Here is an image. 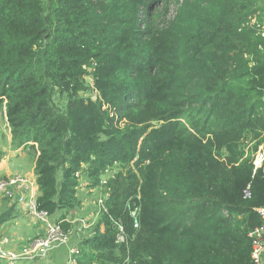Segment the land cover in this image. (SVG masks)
<instances>
[{
  "label": "trees",
  "instance_id": "trees-1",
  "mask_svg": "<svg viewBox=\"0 0 264 264\" xmlns=\"http://www.w3.org/2000/svg\"><path fill=\"white\" fill-rule=\"evenodd\" d=\"M253 18L264 25V0H0V108L12 147L35 155L37 211L69 233L80 183L93 202L107 194L77 264H251L247 235L264 224ZM5 200L0 229L17 216Z\"/></svg>",
  "mask_w": 264,
  "mask_h": 264
},
{
  "label": "built area",
  "instance_id": "built-area-1",
  "mask_svg": "<svg viewBox=\"0 0 264 264\" xmlns=\"http://www.w3.org/2000/svg\"><path fill=\"white\" fill-rule=\"evenodd\" d=\"M256 24L261 36H264V25L258 24L256 19L251 20V25ZM253 172L257 169H263L264 174V149L259 146L257 151L253 155L252 160ZM109 176L112 172L107 170L105 172ZM105 185L106 182L101 181V185ZM30 182L22 176H12L5 179H0V196L8 199L12 203L22 204L26 207L27 213L34 219L45 224L46 230L43 236L37 237L31 240L27 246H25L20 253L10 251H0V260L4 264H16L19 261H27L37 258L45 257L50 251L65 246L68 242V233H65L58 223L51 222L45 212L37 211L36 209V197L30 193ZM249 185L243 190V199H249L250 197ZM99 197L95 204L99 208H103V198ZM130 217L133 219V227L139 229L138 211L139 208H131L127 206ZM256 214L264 221V207L255 209ZM115 229V243H123L125 241L124 228L119 221H114ZM251 243L250 260L251 264H264V224L254 227L247 235ZM68 264H77L75 256L78 254L77 249H71L69 251Z\"/></svg>",
  "mask_w": 264,
  "mask_h": 264
},
{
  "label": "crops",
  "instance_id": "crops-1",
  "mask_svg": "<svg viewBox=\"0 0 264 264\" xmlns=\"http://www.w3.org/2000/svg\"><path fill=\"white\" fill-rule=\"evenodd\" d=\"M9 134H8V137H6L5 141L0 142V179H5L13 175L24 176L30 182V186H29L30 193L33 194L34 197H37L38 188L35 182L36 179L34 175L35 155L28 149V147H21L18 149L13 148L11 145V135ZM83 192H85V195L84 193L79 192V196L81 199L80 207L76 211L72 212L70 216L67 218L68 220H70V223L73 226L74 224L77 225L80 222L82 224V227L89 228V231L86 232L85 237H82V235L77 234L75 232L76 238L78 239L77 244H79L80 241H82L84 238H86L89 235V233L92 231V227H94L98 221L97 220L96 222L95 221L88 222L90 220V217H92V219L93 218L95 219V217L97 216L94 211H90L88 207H86L85 204L82 203L84 200L88 206H90L91 203L93 204V201L89 199L91 196L87 195V191L83 189ZM86 196H89V197L85 198ZM0 200L2 199L0 198ZM6 206H7L6 201L3 202V204L1 202L0 212ZM16 208L19 209V211H17ZM15 210L17 211V217L11 220L10 222H8L7 224H5L4 226H2V230H3V229L11 227V224H14V227H13L14 232L5 233L4 235L5 237H3L2 243H0L1 244L0 247L2 248L7 247V248L6 250H0V251H10V252H15V253H20L28 241L34 238L43 236L45 234V230H46L45 224L33 219L27 213L26 207L24 205L15 204ZM81 210H84V211H81ZM21 216H23V218H20ZM49 220L51 222H55L53 218L52 219L49 218ZM100 231L101 232L103 231L102 227H100ZM3 242L8 243L7 246H4ZM65 248L67 250L63 254L64 256L63 261L65 264H68L69 255H70L69 251L73 248L78 250V247H76V245L74 244H71L70 247H65ZM45 257H42V258H45ZM56 257L59 258L60 254H57ZM42 258L27 260V262H35L37 260H41ZM19 262H22V261H19Z\"/></svg>",
  "mask_w": 264,
  "mask_h": 264
},
{
  "label": "rangeland",
  "instance_id": "rangeland-1",
  "mask_svg": "<svg viewBox=\"0 0 264 264\" xmlns=\"http://www.w3.org/2000/svg\"><path fill=\"white\" fill-rule=\"evenodd\" d=\"M175 9H176V5L175 4H173V5H171V7H170V11H169V13L171 14V15H173V13H174V11H175ZM87 81H88V83L89 84H91L92 83V81L90 80V79H87ZM2 127V128H1ZM10 132H9V128H8V125H7V123H6V119H5V115H4V109L3 108H0V142L1 141H5L6 140V137H8V134H9ZM10 135V134H9ZM13 176H15V175H13ZM18 176H20V175H18ZM12 177V176H11ZM24 179H26V177H24V176H22ZM86 186V182H81L80 183V186H79V188H78V193L79 192H81V193H84V195H85V192H83V189H84V187ZM88 195V194H87ZM89 196H86L85 198H88ZM0 198L2 199V200H0V203L2 202V204H3V202H5L6 200H5V198H3V197H1L0 196ZM90 200H93V199H95V197H93V196H91L90 198H89ZM82 203H84L85 204V206L86 207H88V209L90 210V211H96V206H95V201L93 202V204L91 203L90 204V206H88L86 203H85V201L83 200V202ZM16 210L17 211H19V209H17L16 208ZM15 210V213H17V211ZM88 210V211H89ZM81 211H84V210H81ZM17 217V216H16ZM15 217V218H16ZM32 217V216H31ZM14 218V219H15ZM20 218H23V216H21ZM33 218V217H32ZM34 219V218H33ZM97 217H95V219L93 218L92 219V217H90V220L88 221V222H96L97 221ZM36 221H38L37 219H35ZM7 224V223H6ZM5 225V224H4ZM3 225V226H4ZM86 225V224H85ZM7 226V225H6ZM14 224H11V227H9V228H6V229H3L2 230V227H1V229H0V243H2V239H3V237H5L4 235H5V233L6 232H9V233H13L14 232ZM74 227H75V229L74 228H72L71 229V232H69L68 233V242H67V244L65 245V246H61V247H59V248H56V249H54V250H52V251H50L47 255H46V257L45 258H42L41 260H37V261H35V262H27V261H22V262H19L18 264H65L64 263V261H63V259H64V256H63V254H64V252L67 250L65 247H70V245L71 244H74V245H76V247H78V239L76 238V235H75V232H77V233H79L80 235H82V237H85L86 236V232H88L89 231V229H86V228H84V227H82V224L79 222V224H75L74 225ZM4 233V234H3ZM3 244H4V246H7V244L8 243H4L3 242ZM2 244V245H3ZM27 244L28 243H26L25 244V246H27ZM0 246H1V244H0ZM1 249L0 250H6V248L7 247H0ZM51 253V254H50ZM50 254V255H49ZM57 254H60V257L59 258H57L56 256H57ZM0 264H4V262L3 261H1L0 260Z\"/></svg>",
  "mask_w": 264,
  "mask_h": 264
},
{
  "label": "water",
  "instance_id": "water-1",
  "mask_svg": "<svg viewBox=\"0 0 264 264\" xmlns=\"http://www.w3.org/2000/svg\"><path fill=\"white\" fill-rule=\"evenodd\" d=\"M93 100H95V98H93Z\"/></svg>",
  "mask_w": 264,
  "mask_h": 264
},
{
  "label": "bare ground",
  "instance_id": "bare-ground-1",
  "mask_svg": "<svg viewBox=\"0 0 264 264\" xmlns=\"http://www.w3.org/2000/svg\"><path fill=\"white\" fill-rule=\"evenodd\" d=\"M135 206H137V205L135 204Z\"/></svg>",
  "mask_w": 264,
  "mask_h": 264
}]
</instances>
